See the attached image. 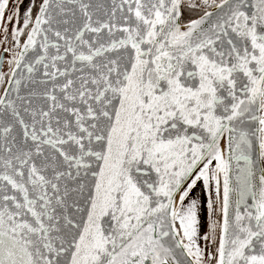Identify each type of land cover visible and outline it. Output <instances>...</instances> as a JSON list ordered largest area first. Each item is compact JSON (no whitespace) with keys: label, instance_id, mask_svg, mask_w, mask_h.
Wrapping results in <instances>:
<instances>
[{"label":"snow or ice","instance_id":"1","mask_svg":"<svg viewBox=\"0 0 264 264\" xmlns=\"http://www.w3.org/2000/svg\"><path fill=\"white\" fill-rule=\"evenodd\" d=\"M0 264H264V0H0Z\"/></svg>","mask_w":264,"mask_h":264}]
</instances>
